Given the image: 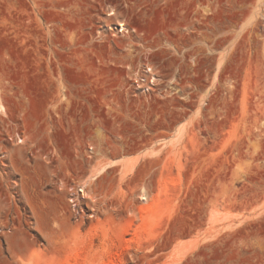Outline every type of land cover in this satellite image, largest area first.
<instances>
[{
    "label": "rangeland",
    "instance_id": "1",
    "mask_svg": "<svg viewBox=\"0 0 264 264\" xmlns=\"http://www.w3.org/2000/svg\"><path fill=\"white\" fill-rule=\"evenodd\" d=\"M0 131V264H264V0H0Z\"/></svg>",
    "mask_w": 264,
    "mask_h": 264
},
{
    "label": "built area",
    "instance_id": "2",
    "mask_svg": "<svg viewBox=\"0 0 264 264\" xmlns=\"http://www.w3.org/2000/svg\"><path fill=\"white\" fill-rule=\"evenodd\" d=\"M147 74H148V77L146 76V78L150 79L151 74H152L151 70L148 71L146 73V75ZM144 78H145V76H144ZM144 81H145V79H144ZM145 83H148V82L145 81ZM0 133H1V131H0ZM5 137L10 139V137L8 135L7 136L3 135L2 138L0 137V175H3V173H6V169H4L3 167L8 165L7 160H9V158L5 156V151H4L6 145L3 143V140L6 139ZM6 194L11 196L12 198H15V193L13 191H6L5 192V191L0 190V196L1 195L4 196Z\"/></svg>",
    "mask_w": 264,
    "mask_h": 264
},
{
    "label": "bare ground",
    "instance_id": "3",
    "mask_svg": "<svg viewBox=\"0 0 264 264\" xmlns=\"http://www.w3.org/2000/svg\"><path fill=\"white\" fill-rule=\"evenodd\" d=\"M111 12V11H110ZM113 13V12H112ZM119 23V25L121 26V30L123 31V30H128V29H126V27H125V25H124V23L123 22H118ZM20 140H22V138H20ZM115 163V161L114 160H112V161H108V162H104V163H102V164H99V166H96V167H94L93 168V170H92V175H96V173L97 172H99L102 168H104L105 166H108V165H111V164H114ZM91 175V176H92ZM82 195H83V197H85V196H87L88 195V192L86 191V190H84V189H82ZM73 199V198H72ZM71 202H74V201H71Z\"/></svg>",
    "mask_w": 264,
    "mask_h": 264
}]
</instances>
